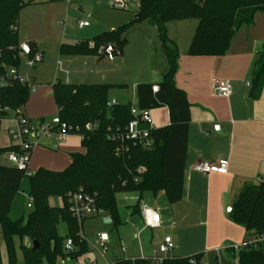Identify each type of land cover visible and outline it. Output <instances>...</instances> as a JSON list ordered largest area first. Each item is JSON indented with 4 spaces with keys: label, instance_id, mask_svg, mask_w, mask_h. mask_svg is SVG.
<instances>
[{
    "label": "trees",
    "instance_id": "obj_1",
    "mask_svg": "<svg viewBox=\"0 0 264 264\" xmlns=\"http://www.w3.org/2000/svg\"><path fill=\"white\" fill-rule=\"evenodd\" d=\"M68 0H46L55 4ZM138 19L110 32L102 33L91 41L74 45L62 44L59 55L85 57L98 55L100 48L113 46L112 58L119 57L126 47V35L130 28L146 21L157 31L160 48L167 61V72L158 84L159 90L152 94V84L136 86L137 108L152 110L166 107L169 125L154 129L150 133L152 146L149 149L132 147L123 157L114 154L115 143L108 139L111 132L123 131L132 119L131 104L107 108V94L121 85L65 84L60 81L52 85V98L57 109L53 130L61 125L71 129L68 134L81 137L82 153L68 154L69 165L54 172L39 168L29 175L27 170L0 165V232L7 253L8 264H16L13 255V239L26 237L31 247L23 248L24 264H57V259L71 258L89 252L82 236V223L73 219L66 205V196L81 188L88 195H95L96 207L111 221V229L121 226L116 204L117 194L144 193L153 195L163 192L169 204L182 199L189 104L184 94L177 90L173 78L178 67V48L166 33L170 22L196 20L197 27L187 54L191 57H221L230 46L236 32L242 26L253 24L256 13L264 12V0H137ZM33 1L0 0V64L5 68L19 65L20 44L17 38V23L20 11ZM16 28L15 31L12 29ZM27 48V47H26ZM26 56L33 52L29 49ZM5 69L0 67V74ZM264 86V51L252 72L250 98L257 99ZM27 86L12 83L0 87V108L8 109L19 116L18 110L28 101ZM0 111V122L7 118ZM91 126L90 131L86 130ZM19 152L17 146L0 149V152ZM29 152V156H30ZM28 178L29 196L32 198V212L25 220L8 217L11 204L20 191L22 181ZM51 197H59L62 206L49 205ZM138 205L131 207L132 213ZM229 219L241 226L249 238L264 235V185H246L237 196L229 211ZM64 224L66 234L58 235L57 226ZM70 240L72 253L64 252V244ZM36 242L38 249L32 248ZM228 252L234 258L232 249ZM201 254L187 258H170L162 264H202ZM238 264H264L263 250H241L237 254ZM150 260L116 258L111 264H148Z\"/></svg>",
    "mask_w": 264,
    "mask_h": 264
},
{
    "label": "crops",
    "instance_id": "obj_2",
    "mask_svg": "<svg viewBox=\"0 0 264 264\" xmlns=\"http://www.w3.org/2000/svg\"><path fill=\"white\" fill-rule=\"evenodd\" d=\"M112 1L78 0V3H74L73 0H68L55 4H47L46 1L41 4L34 2L24 7L19 13L17 23L19 44L22 47L29 48L33 54L40 53L43 57V52L38 51V47L46 45V42H55L58 44L59 55L60 45H74L84 42L79 41L76 35L65 36V32L64 35L62 34L60 40L57 39V36H53L49 26L52 23L59 25L64 15H67L66 22L72 15L79 19H84L85 17L91 20L92 27L88 23L86 27L78 26L81 29L90 27L85 32L91 36V39L102 33L114 31L135 19L138 3L136 10L131 13V18L128 15L112 19L108 17L105 21H102L100 17L95 18L98 15L97 12H101L103 8L110 6L111 10L114 11L116 8L112 5ZM125 1L123 0L124 3ZM101 5H104V7ZM26 10H35L32 13L37 12L38 16L31 14L28 17H23L22 13ZM106 11L108 14L112 12L110 9ZM42 17L47 18L48 23L50 22V24L45 26L46 32H41V29L44 28L43 23L41 24L40 21ZM147 25L151 28L145 29L147 36L143 40L137 39L140 46L139 52L141 55L147 57L148 50L146 47L153 45L155 47L157 66L153 72V78L151 80H141L143 82H140V84L158 86L162 76L167 72L168 66L158 42L156 29L148 23ZM196 27V20L170 22L166 25L168 38L178 48V67L173 78V84L177 90L184 94L189 104L190 121L188 124L182 199L175 204H169L163 192H159L156 195L144 193L141 196L137 194H124L127 196L125 198L126 205L124 206V211H120L117 207L122 223L119 227L121 229L118 228L117 232L121 230L123 233L127 228L132 234L131 238L134 246L131 247L132 250L130 252L132 257L130 260L154 259L158 256L156 251L162 244L163 239L169 237L175 245L173 252L168 255L170 258H187L201 254L202 264H232L233 257L228 250L249 239L245 230L233 223L229 219L228 214L232 204L246 185L259 182L264 185V86L257 99L250 98L252 72L261 53L264 51V12L256 13L252 25L242 26L236 32L230 42L227 53L221 57L188 56L187 51ZM129 32L126 35V46L128 45L127 36ZM123 51L119 58L123 57ZM24 54L26 55L25 52ZM59 58L65 61V66L68 67V70H71L70 73H73L74 76L77 75V72L74 73L75 64H82L80 62L84 64L87 60L93 59L96 60L94 63L98 66L106 60H112L111 58L99 61L100 57L95 56L66 57L59 55ZM122 66L123 63L121 61L119 65L116 64V67L119 69L115 67L114 69L102 71L94 70V77H98V79H101L100 81H104L100 82V84L121 85L123 86L122 88L113 89L122 90L126 88V84L120 82L122 78L119 73ZM16 71L28 81L29 85L28 78L34 81L32 78L20 74L19 65ZM66 73V75H70L68 72ZM88 73L91 74L90 71ZM79 75L75 77V80L79 79ZM110 75H113L114 79L117 78L116 81L118 82H107L106 79ZM215 80L228 81L230 83V96L223 98L214 95L211 83ZM57 81L61 82V80L55 78L53 84ZM61 83L73 85L97 84L84 82L69 83L68 81ZM31 84L32 90L30 89V92L49 90L50 98L53 101V84L45 87V89L39 86L35 87L33 83ZM136 86L134 98L128 102L121 101L120 105L129 103L131 106L137 108ZM38 99L42 100L43 96L41 98L38 97ZM107 102L116 104L114 100H107ZM148 111L151 115V126L154 129L169 125V113L166 107H158ZM27 120L30 121V119ZM40 121H36L35 123L42 124L43 120ZM55 122L56 118L52 120V124ZM49 127H52V125ZM72 137L77 138L80 144L81 139L75 135L69 134L63 139L55 135L50 139L39 140L38 145L32 150L40 146L56 150L61 147L73 148L70 144ZM30 140L35 141L33 138H30ZM76 150H71L69 154ZM69 162L70 159L68 157L67 162H64L61 166L39 168L58 172L64 170L69 165ZM198 162H208L211 164L224 162L226 164V173L224 175H203L197 173L192 167ZM136 204L138 208L133 214L131 207ZM142 205L157 212L160 217L158 228L144 226L140 216ZM105 215L93 218L106 217L109 220V227H111V221ZM97 236L95 246L90 247L89 251L97 252L99 255L100 248L97 244ZM107 238V244H109L108 235ZM121 253L126 254V248L122 247ZM74 261L76 263L77 259ZM89 262L97 264L96 259ZM82 264H84V260Z\"/></svg>",
    "mask_w": 264,
    "mask_h": 264
},
{
    "label": "rangeland",
    "instance_id": "obj_3",
    "mask_svg": "<svg viewBox=\"0 0 264 264\" xmlns=\"http://www.w3.org/2000/svg\"><path fill=\"white\" fill-rule=\"evenodd\" d=\"M33 3H43L46 0H32ZM23 2H28V0H23ZM74 3H78V0H73ZM74 5V4H72ZM113 5V1H112ZM104 7V5H101ZM108 6V5H106ZM115 7V6H114ZM137 7V1L136 0H126L125 1V7L124 8H116L114 11L111 10L110 6L103 8L101 12H97L98 15L95 18H99L102 21H105L108 19V17L114 18V17H123L124 15H128L131 18V13L136 10ZM34 9V8H33ZM112 11L111 14H108L106 10ZM35 10H26L22 13L23 17H28L29 15H37L35 13H32ZM77 15V14H76ZM38 16V15H37ZM69 17V15H68ZM47 18L42 17L40 19L41 24L43 23L44 28L41 29V32H46L45 26L50 24L48 23ZM67 20V15H64L63 18H61V22L59 25H56L52 23L49 28L52 31L53 36H57V39L60 40L62 34L66 35H76L79 38V41H91V36L87 35L85 31H88L90 27H92L91 20L88 18L79 19L77 17H74L73 15L70 16V18ZM86 22L90 24L89 28L81 29L78 27V22ZM44 29V30H43ZM145 29H151L147 25L146 21H141L138 24H135L130 28V32L127 36L128 38V45L123 51V57H114L112 60H106L105 62L100 63L98 66L95 65L96 60H87L83 64V62H80L82 64H75V70L74 73L77 72V75H79V79L75 80V77L73 73H70L71 70H68V67L65 66V61L62 58H59L58 55V44L55 42H46V45L39 46L38 51L43 52V61L39 64L34 65L32 68H29L26 66L27 56L21 55L19 57V72L20 74L32 78L34 81L29 80L30 85L33 83L35 87H42L45 89V87H49L53 84L54 79L57 78L61 80V82L68 81L69 83H75V82H84V83H97L100 84L101 79H98V77H94V70H105V69H114L116 67V64L119 65V63L122 61L123 66L120 68V77L122 78L120 82H123L126 84V88L122 90H110L107 95L108 101H116L115 103L117 105L121 104V101H131L134 98V90L135 86L137 84H140V82H143L141 80H151L153 78V72L155 71V68L157 66L156 60H155V47L147 46L146 49L148 50L147 57L141 55L139 52L140 46L137 39L143 40V38L146 35ZM90 36V37H89ZM82 61V60H81ZM90 61V62H89ZM88 64V65H87ZM118 67H116L117 69ZM119 69V68H118ZM91 72L89 74L88 72ZM68 72L70 75H66ZM116 75V74H114ZM113 75H110L106 80L107 82H118L116 81L117 78H113ZM150 82V81H149ZM44 86V87H43ZM34 88V86H32ZM32 90V88H31ZM115 95V96H114ZM43 96V99H38ZM28 102L25 107H22L19 109V114L25 116V118L30 119L31 122L35 123L41 122L44 126H51L52 120L57 117L56 109L53 104L52 99L50 98V91H41L38 90L37 92L34 91V93L30 92ZM123 99V100H122ZM14 113H9L8 118L10 120H3L0 122V149H5L10 146H16L18 145V142L16 140H13L9 132L11 129L14 128V120H13ZM32 116V117H31ZM71 147H61L60 149H49L44 146H40L39 148L32 150L28 165H27V172L29 175H32L35 173V171L39 167H48V166H61L64 164V162H67L68 154L73 149H77L75 152H83L81 149V146L77 140V138L72 137V140L70 142ZM7 151L0 152V165L1 166H10L11 164L7 161ZM30 193V185L28 178H25L20 186V191L15 196L9 213L8 217L12 220H25L27 216L32 212V208H27V204H29V200L25 196H29ZM125 198H127L124 194H117L116 195V204L120 211H124V206L126 205ZM49 205L54 208H59L62 206V200L59 197H51L49 199ZM106 216V215H105ZM81 227V233L85 237V240L87 242L88 250L93 245L95 246V239L97 235L100 234H107L110 240V243L107 244V251L103 254V259L100 258L98 253L94 252H87L77 258V261H75L71 258H65V259H57V264H82L83 260L92 261L96 259L97 264H111V262L114 260V258H125L130 259L131 256V247L134 246V242L131 238L130 230L126 228L124 232L122 233L121 230L118 232L115 230H112L111 227H109V220L106 217H99V218H93V219H86L83 220ZM121 229V228H119ZM57 232L58 235L61 237H64L66 234V229L64 224H59L57 226ZM117 232V233H116ZM13 255L14 259L16 261V264H24L23 262V253H22V247L23 248H30L31 243L29 240L24 237L22 239L14 238L13 239ZM126 248L127 253L122 254L121 248ZM185 258V257H184ZM232 264H234V259H232ZM0 264H8V258L7 253L4 247L2 235L0 232Z\"/></svg>",
    "mask_w": 264,
    "mask_h": 264
},
{
    "label": "built area",
    "instance_id": "obj_4",
    "mask_svg": "<svg viewBox=\"0 0 264 264\" xmlns=\"http://www.w3.org/2000/svg\"><path fill=\"white\" fill-rule=\"evenodd\" d=\"M197 1V0H196ZM113 6L116 8H124L125 3L123 0H113ZM79 27H86V22H79ZM13 31L16 28L12 29ZM21 48L20 55H25L24 51ZM104 48L98 50V55L101 56ZM43 61V57L40 53H34L27 58L26 66L32 68L34 65L39 64ZM1 68L5 69L4 74H0V87L4 85H9L12 83H17L19 85L27 86L28 89H31L28 81L21 77L15 68H5L3 64H0ZM159 87L154 85L151 87V92L156 93ZM211 89L214 95L218 97L226 98L231 94V86L228 81H218L215 80L211 83ZM115 104L107 103L106 107L111 108ZM0 111L9 113H14L4 108ZM130 115L132 119L125 127L123 131L111 132L108 135V139L115 143L114 154L116 157H123L130 148L139 147L142 149H149L152 146L150 140V133L154 130L151 126V115L148 110H140L136 107L131 106ZM4 120H10V118H5ZM14 128L10 130L9 135L13 140L18 142L19 152H9L7 153V161L18 170H27V165L29 161V152L38 145L39 140L41 139H50L55 135H58L61 139L69 135L71 129L61 125L57 130H53L52 127L44 126L41 123H32L27 120L24 116H19L14 113ZM91 126H87L86 130L90 131ZM30 138H33L35 141H31ZM82 139L81 137H79ZM192 169L200 174H218L224 175L226 173V164L224 162H219L216 164H211L208 162H198L195 163ZM29 200L27 208H32V198L30 196H25ZM66 205L68 211L73 219L78 223H81L83 220L90 219L93 217L102 216L105 214L101 209L96 207L95 195H88L84 193L81 188H78L76 191L69 193L66 198ZM140 216L143 220L144 226L148 228H158L160 224V217L156 211L149 209L147 206L142 205L140 209ZM108 238L106 234H100L97 236V244L100 248V257L103 258V254L107 251L106 244ZM175 249V245L169 237L163 239L162 244L158 247L156 254L158 255L154 259H151L148 264H162L163 260L170 255ZM263 250L264 252V235H258L256 237L249 238L240 245L232 249L234 253V264H238L237 254L241 250ZM73 246L70 240H66L64 244V252L72 253ZM84 264H92L88 260H84Z\"/></svg>",
    "mask_w": 264,
    "mask_h": 264
},
{
    "label": "water",
    "instance_id": "obj_5",
    "mask_svg": "<svg viewBox=\"0 0 264 264\" xmlns=\"http://www.w3.org/2000/svg\"><path fill=\"white\" fill-rule=\"evenodd\" d=\"M135 19H138V16H136ZM22 50L25 53H27L26 47H22ZM113 51H114L113 46H111V45L106 46L103 49V51H102V54H101V56L99 58V61L104 60V59H111L112 58ZM32 248L33 249H38V245L36 244V242H33L32 243Z\"/></svg>",
    "mask_w": 264,
    "mask_h": 264
}]
</instances>
